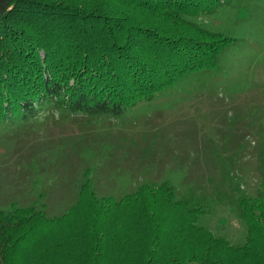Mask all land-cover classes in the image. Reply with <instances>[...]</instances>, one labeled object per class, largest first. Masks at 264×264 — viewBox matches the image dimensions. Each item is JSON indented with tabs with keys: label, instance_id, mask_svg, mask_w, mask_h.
Here are the masks:
<instances>
[{
	"label": "rangeland",
	"instance_id": "1",
	"mask_svg": "<svg viewBox=\"0 0 264 264\" xmlns=\"http://www.w3.org/2000/svg\"><path fill=\"white\" fill-rule=\"evenodd\" d=\"M225 11L222 30L239 42L217 69L195 73L121 116L72 119L48 110L29 122L0 124V209L30 206L41 193L46 204L38 234L13 252L15 264H111L117 256L109 233L117 223L143 226L148 211L164 214L166 204H149V190L123 207L86 194L69 212L87 169L98 196L116 200L144 183L169 182L179 200L204 209L198 226L232 246L249 240L243 203L264 188V0H238ZM98 228L109 233L94 259L90 237ZM47 238L55 239L52 249ZM30 253L33 259L24 255Z\"/></svg>",
	"mask_w": 264,
	"mask_h": 264
},
{
	"label": "trees",
	"instance_id": "2",
	"mask_svg": "<svg viewBox=\"0 0 264 264\" xmlns=\"http://www.w3.org/2000/svg\"><path fill=\"white\" fill-rule=\"evenodd\" d=\"M237 1L0 0V124L29 122L48 110L72 119L121 116L195 73L217 69L239 42L221 23L230 16L223 8ZM93 182L85 170L69 212L86 194L123 207L149 190V204L167 205L163 215H143V226L120 221L112 233L98 228L90 237L94 259L109 233L117 256L111 264H126V252L136 264H264V188L243 203L249 240L232 246L197 225L204 209L179 200L169 182L144 183L119 200L98 196ZM45 216L43 193L30 206L0 209V264H15L13 252L38 234L37 220ZM49 242L55 239L44 240L52 249ZM32 253L24 255L33 259Z\"/></svg>",
	"mask_w": 264,
	"mask_h": 264
}]
</instances>
